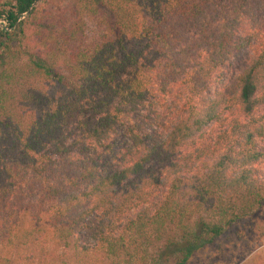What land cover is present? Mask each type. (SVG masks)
<instances>
[{
  "label": "trees",
  "instance_id": "trees-1",
  "mask_svg": "<svg viewBox=\"0 0 264 264\" xmlns=\"http://www.w3.org/2000/svg\"><path fill=\"white\" fill-rule=\"evenodd\" d=\"M49 1L0 0V264H186L264 203V0Z\"/></svg>",
  "mask_w": 264,
  "mask_h": 264
},
{
  "label": "rangeland",
  "instance_id": "rangeland-1",
  "mask_svg": "<svg viewBox=\"0 0 264 264\" xmlns=\"http://www.w3.org/2000/svg\"><path fill=\"white\" fill-rule=\"evenodd\" d=\"M44 6L53 14L54 21L64 22L72 17L75 0H50ZM32 40L33 38L30 37L27 41L31 42V46L33 44L35 46ZM248 55L249 50L246 48L234 52L229 61L230 66L226 63L221 68V72L225 75L223 74L218 81L214 79L210 84V90L219 82L228 83V74L232 70L236 71L238 64L241 67L238 61L247 58ZM160 110L162 109L158 110L160 118L167 115L164 112L160 113ZM57 255L61 256L62 262L56 258ZM210 258L218 264H264V203L243 220L227 228L215 243L194 254L186 264H206ZM50 259L55 260L54 264H111L108 260H102L99 255H85L76 249L61 247L54 242L49 243L46 249H39L37 246L31 262L18 259V264H47L44 261Z\"/></svg>",
  "mask_w": 264,
  "mask_h": 264
}]
</instances>
